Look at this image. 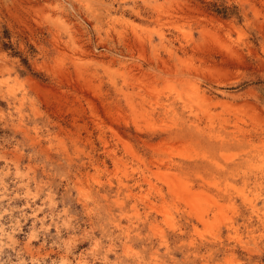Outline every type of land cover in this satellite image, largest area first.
<instances>
[{
    "label": "rangeland",
    "instance_id": "obj_1",
    "mask_svg": "<svg viewBox=\"0 0 264 264\" xmlns=\"http://www.w3.org/2000/svg\"><path fill=\"white\" fill-rule=\"evenodd\" d=\"M0 264H264V0H0Z\"/></svg>",
    "mask_w": 264,
    "mask_h": 264
}]
</instances>
